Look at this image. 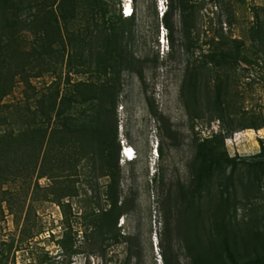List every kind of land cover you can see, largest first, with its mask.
I'll return each instance as SVG.
<instances>
[{
	"label": "rangeland",
	"instance_id": "rangeland-1",
	"mask_svg": "<svg viewBox=\"0 0 264 264\" xmlns=\"http://www.w3.org/2000/svg\"><path fill=\"white\" fill-rule=\"evenodd\" d=\"M187 1L191 21L187 28L183 13H175L172 44L161 23L166 0L164 5L159 0H63L58 53L42 63L21 55L12 61L13 87L0 112V136H10L2 140L9 149L0 146V264H163L161 243L171 245L173 261L191 264L184 242L190 224L182 218L194 197L188 164L195 144L220 131L219 120L206 110V92L218 77L227 83L224 103L235 124L256 126L237 127L212 140L218 152L239 162L230 228L239 249L251 251L255 233L264 231V127L257 128L264 123V0ZM127 5L132 21L119 26L129 31L128 49L139 62L135 69H120L122 89L112 109L101 91L105 74L98 50L90 53L72 33L94 21L108 24L120 12L124 16ZM20 40L19 49H33V33L24 32ZM225 54L227 63L217 64ZM187 68L196 69L203 118L192 119L185 107ZM64 122L72 138L61 142L58 129ZM105 122L107 129L116 127L122 195L135 206L119 225L133 238L89 253L82 244L86 227L99 206L108 207L101 163L109 168V152L97 133ZM40 129L45 138L34 132ZM124 144L135 150L133 160L122 156ZM247 162L258 166L251 176ZM224 169L228 173L231 167ZM220 173L205 183L206 198L217 199ZM215 201L205 205L213 211ZM166 221L171 235L164 232ZM209 236L226 260L217 232Z\"/></svg>",
	"mask_w": 264,
	"mask_h": 264
},
{
	"label": "trees",
	"instance_id": "trees-1",
	"mask_svg": "<svg viewBox=\"0 0 264 264\" xmlns=\"http://www.w3.org/2000/svg\"><path fill=\"white\" fill-rule=\"evenodd\" d=\"M62 2L63 0H0V112L7 106L3 99L11 93L13 87L12 61L15 57L21 55L28 59L29 56H32L35 60L40 61L39 63H42L46 55L58 53L57 46L63 43L60 18L65 16L61 8ZM166 3L167 7L162 13L161 23L166 28L168 38L173 44L174 15L177 11H181L184 25L188 28L189 21H191L189 13L188 16L186 14L189 5L187 0H166ZM95 4L98 10L104 14L107 13V10L102 8V4L96 1ZM73 11L75 8L72 9ZM131 21V15L123 16L120 12L108 24H106V20L104 22L94 21L92 27L86 25L72 33L73 41L87 46L90 53L93 54L95 49L98 50V60L102 64L105 74L100 85L101 91L109 98L112 109L116 107V97L122 89L119 77L120 69L122 67L135 69L136 63L139 62L128 49L129 31L119 26L120 22L130 24ZM26 31L34 35V47L30 51H24L17 47ZM225 57L227 54L217 64L227 63V59L224 60ZM195 72L196 69L191 71L189 68L186 69L183 86L185 107L192 119L203 118L204 116L202 112L204 110L197 102L198 86L195 80ZM138 75L141 76V72L138 71ZM226 86L227 83L218 77L213 89H208L206 92V110L210 113L211 119L219 120L220 131L213 135L214 138L203 139L195 144V152L188 164L191 185L194 186V197L185 206L187 214L182 215V218L185 217L184 222L190 224V232L184 237L185 247L191 257V264H264V231L261 232L258 229L255 233L257 236L253 237L254 243L251 251L248 247H245V250H240L236 244L233 230L230 228L232 215L229 209L230 201L233 198L232 193L236 190L235 179L239 162L227 152H218L212 144L213 139H224L227 133L232 132L237 127L240 129L256 127L253 124H241L240 126L235 124L234 112H231L232 109L228 103H224ZM206 87L208 88L206 85L203 90H206ZM260 127H264V123L257 126V128ZM58 130L62 132L61 142L72 138L70 135L72 130L67 122H64ZM53 131L49 134L51 139L53 138ZM34 132L40 133L42 138L46 137V131L43 129ZM97 133L99 140L105 143L109 152L107 155L109 168H106L105 161L101 163V175L108 178L105 190L108 207L99 206V211L86 227L82 244L89 253H93L97 247L126 243L133 238L131 233L122 230V224L119 225L120 219L133 211L135 206L130 198L122 195L121 169L119 167L120 144L116 127L107 129L105 122ZM9 137L0 136V146L8 148L10 143L2 140ZM260 143L264 149L263 141L260 140ZM247 163V173L251 176L258 166L255 163ZM226 167H231L230 172L226 173L224 169ZM260 170L264 173V167ZM216 171L221 172V182L218 183L221 189L216 194L217 199L206 198L203 194L206 188L204 187L205 183L212 180ZM215 176L217 177V175ZM181 193L182 196L187 197V192L183 187ZM209 200H216L215 211H212L210 204L205 205V203H209ZM213 230L217 232V240L225 249L226 260H223L224 258L221 260V256H218L213 249V241L209 236ZM164 232L171 235L172 230L169 221L165 222ZM160 246L163 264H179L176 259L175 261L172 260L171 245L166 248L161 243ZM132 255L130 248L129 258Z\"/></svg>",
	"mask_w": 264,
	"mask_h": 264
},
{
	"label": "built area",
	"instance_id": "built-area-1",
	"mask_svg": "<svg viewBox=\"0 0 264 264\" xmlns=\"http://www.w3.org/2000/svg\"><path fill=\"white\" fill-rule=\"evenodd\" d=\"M125 11H126V8L124 7V8H123L124 16H129V14H127ZM155 151H156V153L158 152L157 145H156V147H155ZM121 154H122V156H124V157L127 158V159H132L131 157H132L133 155H135V150L133 149L132 146H127V145L124 144V145L122 146V149H121Z\"/></svg>",
	"mask_w": 264,
	"mask_h": 264
},
{
	"label": "bare ground",
	"instance_id": "bare-ground-1",
	"mask_svg": "<svg viewBox=\"0 0 264 264\" xmlns=\"http://www.w3.org/2000/svg\"><path fill=\"white\" fill-rule=\"evenodd\" d=\"M125 8H126V11H125V12H126L127 14H129L130 11H132V10H131V7H130L129 5H127ZM131 158H132V160H133V159L135 158V155H133Z\"/></svg>",
	"mask_w": 264,
	"mask_h": 264
},
{
	"label": "clouds",
	"instance_id": "clouds-1",
	"mask_svg": "<svg viewBox=\"0 0 264 264\" xmlns=\"http://www.w3.org/2000/svg\"><path fill=\"white\" fill-rule=\"evenodd\" d=\"M163 1L164 0H159V2H160V4H161V2H162V4H163ZM164 5V4H163ZM132 15V14H131ZM130 16V15H129ZM128 160H132V159H128Z\"/></svg>",
	"mask_w": 264,
	"mask_h": 264
}]
</instances>
